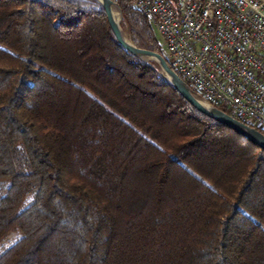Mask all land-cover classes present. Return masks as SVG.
Masks as SVG:
<instances>
[{
	"label": "trees",
	"instance_id": "1",
	"mask_svg": "<svg viewBox=\"0 0 264 264\" xmlns=\"http://www.w3.org/2000/svg\"><path fill=\"white\" fill-rule=\"evenodd\" d=\"M0 264H264V149L124 49L98 0H0Z\"/></svg>",
	"mask_w": 264,
	"mask_h": 264
},
{
	"label": "built area",
	"instance_id": "2",
	"mask_svg": "<svg viewBox=\"0 0 264 264\" xmlns=\"http://www.w3.org/2000/svg\"><path fill=\"white\" fill-rule=\"evenodd\" d=\"M202 103L264 132V0H131Z\"/></svg>",
	"mask_w": 264,
	"mask_h": 264
},
{
	"label": "water",
	"instance_id": "3",
	"mask_svg": "<svg viewBox=\"0 0 264 264\" xmlns=\"http://www.w3.org/2000/svg\"><path fill=\"white\" fill-rule=\"evenodd\" d=\"M103 6L107 20L118 43L136 57L150 63L155 62L159 71L165 76L167 82L171 84L191 105L208 117L228 126L239 132L262 149H264V134L248 126L219 108L208 106L197 99L189 85L170 67L166 59L158 52L147 48H140L133 44L130 37L126 35L121 27L122 13L113 0H98Z\"/></svg>",
	"mask_w": 264,
	"mask_h": 264
},
{
	"label": "rangeland",
	"instance_id": "4",
	"mask_svg": "<svg viewBox=\"0 0 264 264\" xmlns=\"http://www.w3.org/2000/svg\"><path fill=\"white\" fill-rule=\"evenodd\" d=\"M123 30H124V29H123ZM124 32L126 33L127 36H129L126 30H124ZM163 51H164V53H165L164 48H163ZM165 54H166V53H165ZM182 77H183V76H182ZM184 79H187V78L184 77ZM187 80H188V79H187Z\"/></svg>",
	"mask_w": 264,
	"mask_h": 264
}]
</instances>
